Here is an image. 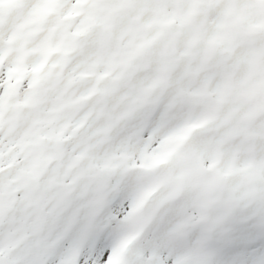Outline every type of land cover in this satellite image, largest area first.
I'll list each match as a JSON object with an SVG mask.
<instances>
[{"label": "snow or ice", "instance_id": "6c2138e0", "mask_svg": "<svg viewBox=\"0 0 264 264\" xmlns=\"http://www.w3.org/2000/svg\"><path fill=\"white\" fill-rule=\"evenodd\" d=\"M0 264H264V0H0Z\"/></svg>", "mask_w": 264, "mask_h": 264}]
</instances>
